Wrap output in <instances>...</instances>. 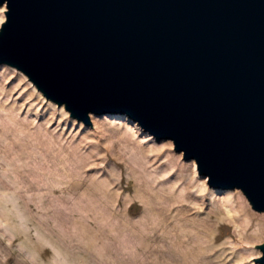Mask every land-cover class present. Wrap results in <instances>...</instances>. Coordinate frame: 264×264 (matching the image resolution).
Wrapping results in <instances>:
<instances>
[{
  "label": "water",
  "instance_id": "obj_1",
  "mask_svg": "<svg viewBox=\"0 0 264 264\" xmlns=\"http://www.w3.org/2000/svg\"><path fill=\"white\" fill-rule=\"evenodd\" d=\"M3 4L0 64L91 126L118 112L171 139L208 187L264 212V0Z\"/></svg>",
  "mask_w": 264,
  "mask_h": 264
},
{
  "label": "rangeland",
  "instance_id": "obj_2",
  "mask_svg": "<svg viewBox=\"0 0 264 264\" xmlns=\"http://www.w3.org/2000/svg\"><path fill=\"white\" fill-rule=\"evenodd\" d=\"M89 117L0 64V264H263L264 212L239 188L126 114Z\"/></svg>",
  "mask_w": 264,
  "mask_h": 264
},
{
  "label": "bare ground",
  "instance_id": "obj_3",
  "mask_svg": "<svg viewBox=\"0 0 264 264\" xmlns=\"http://www.w3.org/2000/svg\"><path fill=\"white\" fill-rule=\"evenodd\" d=\"M3 19H4V18H2L1 22L3 21ZM1 22H0V23H1Z\"/></svg>",
  "mask_w": 264,
  "mask_h": 264
}]
</instances>
